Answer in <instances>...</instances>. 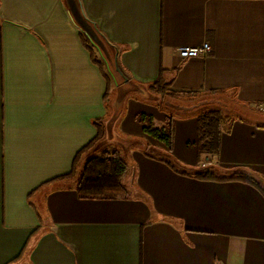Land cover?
<instances>
[{"label": "crops", "instance_id": "0c3cea01", "mask_svg": "<svg viewBox=\"0 0 264 264\" xmlns=\"http://www.w3.org/2000/svg\"><path fill=\"white\" fill-rule=\"evenodd\" d=\"M78 11L104 46L89 42ZM204 41L205 56L177 54ZM160 73L197 93L164 103L180 165L240 169L264 187V0H0V264H264L255 186L179 174L142 153L165 146L136 115L160 126L167 113L130 92ZM107 88L119 89L111 109ZM198 107L229 113L218 154L201 159L187 114ZM111 120L133 143L123 148L127 197L81 199L79 171L62 177L90 155L95 122Z\"/></svg>", "mask_w": 264, "mask_h": 264}, {"label": "trees", "instance_id": "16d2710c", "mask_svg": "<svg viewBox=\"0 0 264 264\" xmlns=\"http://www.w3.org/2000/svg\"><path fill=\"white\" fill-rule=\"evenodd\" d=\"M129 86H132V84ZM135 87L137 88L134 89L138 91L130 92V95L137 93L136 96L153 103L160 110L167 113L164 123L160 126L154 124L153 118L150 115L144 113L136 115V120L144 125V133L163 143L165 146V149H161L147 144L142 148V153L145 156L164 162L173 171L179 174H188L194 178L215 181L237 180L246 182L255 186L264 195V187L252 177L243 173L240 169H235L226 175H220L215 171L201 168L190 174L173 157L174 113L165 107L164 103L174 104V102L192 98L197 94L195 91H176L172 89L171 81H165L161 73L153 82L145 85H136ZM125 92H127V90H124V93ZM107 93L108 88L106 89V96H104V98H107ZM187 114L194 115L197 121L195 141L197 158L201 159L203 156H214L218 154L220 148V133L222 126L228 121L229 113L219 107H198ZM95 126L96 135L87 146L101 139L104 135L103 123L100 124L99 122H95ZM76 160L74 159L73 161L71 171L62 178L73 174ZM127 169V163L121 156L118 148L114 147L109 150L103 148L98 155L90 156L84 162L79 177L75 182L74 190L81 199L126 198L128 191L122 183V178L126 174Z\"/></svg>", "mask_w": 264, "mask_h": 264}, {"label": "rangeland", "instance_id": "374dc122", "mask_svg": "<svg viewBox=\"0 0 264 264\" xmlns=\"http://www.w3.org/2000/svg\"><path fill=\"white\" fill-rule=\"evenodd\" d=\"M86 35V34H85ZM87 38H89L87 35H86ZM89 42L93 43L90 38H89ZM94 46V44H92ZM96 46V45H95ZM97 47V46H96ZM94 49L96 50L97 52V55L100 56L102 62L104 60V58L102 57V55L99 53L98 49H96L94 47ZM102 66L104 67V64H102ZM107 68V67H106ZM108 70V68H107ZM107 75L108 77L111 78V74L108 70L107 72ZM111 86V85H110ZM128 85H124L122 86V88L124 87V90H126V87ZM118 92H119V89H111L110 92H109V96L107 97V106L109 109H111V106H113V103L115 102V98L118 97ZM122 104V99L120 100L119 102V105L121 106ZM256 112V117L260 120V121H263L264 122V112H259V111H255ZM259 112V113H258ZM115 118V117H114ZM114 123H115V120H111L110 123H106V124H103L104 126V135L101 139L97 140L96 142H94L93 144H91L90 146H88L84 151V153H86V151H88V154L89 156H87V158L83 161H80V156L78 157V159L76 160V164H75V170L76 171H79V174H80V171L82 169V166L84 164V162L90 157V156H94V155H98L99 152L103 149V148H106V149H110V148H118L120 150V154L121 156L124 158L125 155H126V150H124V146H129L133 143H131L130 141H128L129 139H126V138H123V137H116L115 135V132H114ZM126 144V145H125ZM81 162V163H80ZM211 170V169H209ZM213 171V170H211ZM79 177V176H78Z\"/></svg>", "mask_w": 264, "mask_h": 264}, {"label": "built area", "instance_id": "2783aa9c", "mask_svg": "<svg viewBox=\"0 0 264 264\" xmlns=\"http://www.w3.org/2000/svg\"><path fill=\"white\" fill-rule=\"evenodd\" d=\"M177 54L182 58L190 57H202L207 55L211 51V47L208 42L204 41L195 46H183L176 49ZM258 110L264 111V104L256 106Z\"/></svg>", "mask_w": 264, "mask_h": 264}, {"label": "water", "instance_id": "95a60500", "mask_svg": "<svg viewBox=\"0 0 264 264\" xmlns=\"http://www.w3.org/2000/svg\"><path fill=\"white\" fill-rule=\"evenodd\" d=\"M78 16H76V21L78 22L80 28L82 29V31L84 32V34H86L95 45H98V47H102L103 42L101 41V39L97 36V34L95 33L94 29L91 26V23L85 19L80 13L79 11L77 12Z\"/></svg>", "mask_w": 264, "mask_h": 264}]
</instances>
